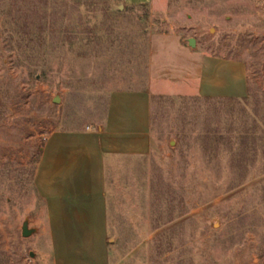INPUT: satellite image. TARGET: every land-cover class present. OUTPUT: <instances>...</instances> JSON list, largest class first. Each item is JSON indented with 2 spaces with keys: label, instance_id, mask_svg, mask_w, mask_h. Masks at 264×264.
Masks as SVG:
<instances>
[{
  "label": "rangeland",
  "instance_id": "rangeland-1",
  "mask_svg": "<svg viewBox=\"0 0 264 264\" xmlns=\"http://www.w3.org/2000/svg\"><path fill=\"white\" fill-rule=\"evenodd\" d=\"M152 34L242 63L247 92L155 82L149 152L107 164L112 261L264 264V0H0V264H43L44 139L97 126L110 91L146 87Z\"/></svg>",
  "mask_w": 264,
  "mask_h": 264
},
{
  "label": "crops",
  "instance_id": "crops-1",
  "mask_svg": "<svg viewBox=\"0 0 264 264\" xmlns=\"http://www.w3.org/2000/svg\"><path fill=\"white\" fill-rule=\"evenodd\" d=\"M122 1L159 9L166 0ZM166 51L177 54L170 63ZM149 76L144 88L110 91L97 126L46 135L34 171L44 203L36 252L43 264H116L108 237L107 164L118 156L149 152L152 96L164 88L155 82L165 79L185 91L192 84L187 92L205 97H243L248 84L242 63L204 55L174 34L151 35Z\"/></svg>",
  "mask_w": 264,
  "mask_h": 264
},
{
  "label": "water",
  "instance_id": "water-1",
  "mask_svg": "<svg viewBox=\"0 0 264 264\" xmlns=\"http://www.w3.org/2000/svg\"><path fill=\"white\" fill-rule=\"evenodd\" d=\"M194 43H195V40L194 38L190 37L188 38V44L190 46H194ZM54 102H57L58 101V97H55L53 99ZM35 229L33 227H28V221L27 220H24L23 223H22V226H21V234L23 236H28L30 235Z\"/></svg>",
  "mask_w": 264,
  "mask_h": 264
}]
</instances>
